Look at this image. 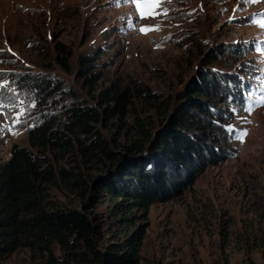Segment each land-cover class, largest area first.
<instances>
[{
    "label": "rangeland",
    "instance_id": "obj_1",
    "mask_svg": "<svg viewBox=\"0 0 264 264\" xmlns=\"http://www.w3.org/2000/svg\"><path fill=\"white\" fill-rule=\"evenodd\" d=\"M153 10L161 14L141 18L134 0H0V84L7 82L0 95L3 103L23 101L26 109L21 118L26 122L14 129L18 134L0 132V164L10 157L13 143L29 146L28 131L44 112L60 110L75 96L93 103L94 90L78 75L76 56L81 52L97 59V88L135 80L156 91L158 101L178 103L177 93L192 87L202 73L230 75V84L221 81L209 88L211 98L205 96L214 113L221 114L227 134L220 161L207 165L178 196L134 210L127 225L102 217L101 244L121 243L138 229L137 264H264V105L245 110L264 95V28L252 22L253 14L264 11V0H171ZM153 25L160 30L139 31ZM57 43L75 53L69 71L59 64ZM33 71L55 75L66 91L41 106L32 90L16 84L20 73ZM236 81L242 87L232 93ZM244 91L249 92L246 99ZM33 101L35 107L29 108ZM164 109L149 112L156 124L165 121ZM17 111L0 112V124ZM113 121L102 129L113 148L123 151L127 134ZM243 132L247 134L238 139ZM51 158L64 167L77 160L93 178L106 173L102 163H82L74 151ZM48 200L77 207L81 203L61 181L49 187ZM108 203L101 199L96 211L105 213ZM0 264L47 263L37 252L20 247Z\"/></svg>",
    "mask_w": 264,
    "mask_h": 264
},
{
    "label": "trees",
    "instance_id": "obj_2",
    "mask_svg": "<svg viewBox=\"0 0 264 264\" xmlns=\"http://www.w3.org/2000/svg\"><path fill=\"white\" fill-rule=\"evenodd\" d=\"M56 48L59 64L69 71L75 53L63 43ZM96 60L86 52L76 56L78 75L94 90L93 103L75 96L60 110L44 112L28 131L29 146L13 143L10 157L0 164V259L25 247L47 264H137L138 229L121 243L101 244L103 222H98L106 215L125 224L134 210L178 196L207 165L220 161L226 149L221 147L227 136L222 116L211 108L209 88L231 83L230 75L202 73L192 87L177 93L178 103H172L158 101L156 91L135 80L97 88ZM58 82L55 75L38 71L16 77L17 86L32 90L35 101L45 107L57 100L53 94L65 90ZM240 84L236 81L232 93ZM248 94L244 91L245 99ZM158 108H165L166 114L165 121L156 124L149 112ZM109 120L127 134L123 151L115 150L103 132ZM69 151L82 163H102L106 173L90 177L77 160L69 167L56 166L51 156L57 159ZM58 181L79 198V207L48 200L49 187ZM101 199L109 202L105 213L96 211Z\"/></svg>",
    "mask_w": 264,
    "mask_h": 264
},
{
    "label": "snow or ice",
    "instance_id": "obj_3",
    "mask_svg": "<svg viewBox=\"0 0 264 264\" xmlns=\"http://www.w3.org/2000/svg\"><path fill=\"white\" fill-rule=\"evenodd\" d=\"M115 2L119 4L121 0H115ZM134 2L136 3V7L138 11L140 12L141 18H145L148 16H154V15L161 14V13H156L153 9L161 4L170 3L171 0H134ZM245 2L246 3H258L259 0H245ZM142 3L144 4L145 7L148 8L147 11H145V8L141 6ZM167 12L168 10L164 9L162 14L167 16ZM252 22L257 23L259 24L260 27L264 28V11L253 14ZM160 27H161L160 25L145 26V27L139 28V31L144 32V33H147L148 31H159ZM9 51L11 50L9 49ZM262 84H264V82H262ZM6 85H7L6 81L3 84H0V89H3L4 87H6ZM23 105H24L23 101H21L20 104H16V105L5 104L2 101V95H0V112H5V110H7V112H11L13 108L18 109V111L16 112L14 116L6 115V122L4 124H0V132L12 131L14 135L18 134L16 131H14V129L16 128V125L23 124L26 122L21 119L26 114V109L24 108ZM254 105L255 106L264 105V95H261L259 100H255L252 103H249L245 110L248 112H251L253 110ZM28 107L34 108L35 101L29 104ZM9 119L11 120V123H7ZM31 126H34V125H31ZM229 130L230 131L232 130L231 126H229ZM246 134H247L246 132H243L237 138L242 140L243 136Z\"/></svg>",
    "mask_w": 264,
    "mask_h": 264
}]
</instances>
